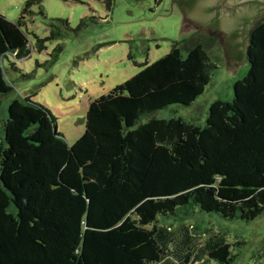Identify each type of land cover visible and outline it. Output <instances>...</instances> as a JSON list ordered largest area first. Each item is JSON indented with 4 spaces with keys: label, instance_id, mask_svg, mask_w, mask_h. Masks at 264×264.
I'll return each instance as SVG.
<instances>
[{
    "label": "trees",
    "instance_id": "16d2710c",
    "mask_svg": "<svg viewBox=\"0 0 264 264\" xmlns=\"http://www.w3.org/2000/svg\"><path fill=\"white\" fill-rule=\"evenodd\" d=\"M103 1L112 12L116 0ZM42 4L27 1L15 22L0 14V264H233L227 234L160 219L181 210L248 223L264 216V19L250 32L234 97L212 103L204 125L156 116L193 106L212 83L218 68L197 34L90 101L85 133L70 146L50 110L9 77L62 40L61 26L73 31L54 19L49 37L31 38L27 15L39 6L46 17ZM63 51L36 66L49 69Z\"/></svg>",
    "mask_w": 264,
    "mask_h": 264
},
{
    "label": "rangeland",
    "instance_id": "374dc122",
    "mask_svg": "<svg viewBox=\"0 0 264 264\" xmlns=\"http://www.w3.org/2000/svg\"><path fill=\"white\" fill-rule=\"evenodd\" d=\"M29 0H0V14L15 22L20 19L25 3ZM235 4L242 0H229ZM103 0H43V14L34 6L27 15V29L40 38L51 35L48 22L67 20L73 31L65 26L64 38L48 43V51L33 53L31 58L18 62L21 72L9 71V77L18 94L33 95V100L50 110L57 119V130L70 146L83 137L89 103L108 95L113 89L137 75L146 62L154 63L167 55L173 45L188 44L198 34L204 41L217 70L205 94L191 107L172 106L159 112L161 119L182 117L200 125L206 122L209 106L217 99L231 101L233 85L247 71V47L252 29L264 19V9L256 13V19L244 24L240 32L242 60L229 69L224 58L222 43L226 37L208 32L183 16L172 0H116L109 12ZM95 17L87 28L78 30L80 20ZM188 41V42H185ZM207 43V44H206ZM64 51L49 69L37 67L49 59V54L59 45ZM185 52V51H184ZM28 76V77H26ZM15 97L5 96L3 106ZM181 210L178 216L160 220L173 224L185 222L200 231L210 229L227 234L232 252L238 255L233 264H264V216L253 221H228L217 215H206L199 210L192 216ZM186 216V217H185ZM212 264H219L212 262Z\"/></svg>",
    "mask_w": 264,
    "mask_h": 264
},
{
    "label": "water",
    "instance_id": "95a60500",
    "mask_svg": "<svg viewBox=\"0 0 264 264\" xmlns=\"http://www.w3.org/2000/svg\"><path fill=\"white\" fill-rule=\"evenodd\" d=\"M175 3L186 18L208 32L226 37L222 47L229 69L238 66L242 60L240 32L243 25H251L256 13L264 9V0H242L237 4L229 0H172V4Z\"/></svg>",
    "mask_w": 264,
    "mask_h": 264
}]
</instances>
